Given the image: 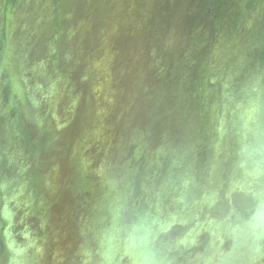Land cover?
<instances>
[{
  "label": "water",
  "instance_id": "obj_1",
  "mask_svg": "<svg viewBox=\"0 0 264 264\" xmlns=\"http://www.w3.org/2000/svg\"><path fill=\"white\" fill-rule=\"evenodd\" d=\"M0 264H264V0H0Z\"/></svg>",
  "mask_w": 264,
  "mask_h": 264
}]
</instances>
